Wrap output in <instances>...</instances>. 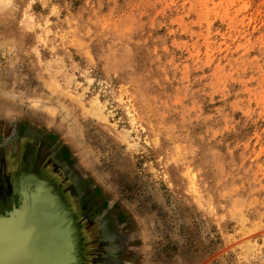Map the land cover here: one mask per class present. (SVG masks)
I'll return each mask as SVG.
<instances>
[{
    "label": "rangeland",
    "instance_id": "rangeland-1",
    "mask_svg": "<svg viewBox=\"0 0 264 264\" xmlns=\"http://www.w3.org/2000/svg\"><path fill=\"white\" fill-rule=\"evenodd\" d=\"M18 124L119 211L128 264H264V0H0Z\"/></svg>",
    "mask_w": 264,
    "mask_h": 264
},
{
    "label": "water",
    "instance_id": "water-1",
    "mask_svg": "<svg viewBox=\"0 0 264 264\" xmlns=\"http://www.w3.org/2000/svg\"><path fill=\"white\" fill-rule=\"evenodd\" d=\"M31 132L44 138L52 154L43 157L33 151ZM17 135L30 151L17 171H10L13 164H8L19 204L0 215V223L28 222L27 234L46 241H0V264H128L129 241L111 231L102 215H89L80 169L57 158L48 134L37 128L29 126ZM54 239L60 241H49Z\"/></svg>",
    "mask_w": 264,
    "mask_h": 264
},
{
    "label": "flooded vegetation",
    "instance_id": "flooded-vegetation-1",
    "mask_svg": "<svg viewBox=\"0 0 264 264\" xmlns=\"http://www.w3.org/2000/svg\"><path fill=\"white\" fill-rule=\"evenodd\" d=\"M15 129L7 134L6 136L0 138V215H4L6 212L11 211L14 206H18L19 201L17 195L13 193L11 176L9 175L8 164L10 165L11 160L3 155V142L7 139H12L15 134L23 135L28 126L23 124L14 125ZM49 136V142L52 146L56 148V157L67 163L64 158L60 144L54 143L51 134ZM83 190L86 192L84 198L85 204L89 215L91 217H97L102 215L104 220H106L111 228V231L118 233L122 236L123 241H131L132 233L128 224L122 221L119 211L112 206L103 195L97 193L94 189H89L85 184H83Z\"/></svg>",
    "mask_w": 264,
    "mask_h": 264
},
{
    "label": "bare ground",
    "instance_id": "bare-ground-1",
    "mask_svg": "<svg viewBox=\"0 0 264 264\" xmlns=\"http://www.w3.org/2000/svg\"><path fill=\"white\" fill-rule=\"evenodd\" d=\"M30 140L33 143V151H38V154H42L43 157H47L48 154L50 155V151L47 149L48 146L45 144V140L42 137H35L34 135L30 134ZM39 138V140H38ZM43 139V140H41ZM3 155L8 157L13 166L11 167L10 171H17V167H21L25 165L26 160L25 157L28 155L30 151V146H25L18 136L13 137L9 142L2 147ZM25 162L23 163V161ZM31 162V161H30ZM23 163V165H22ZM31 222V221H30ZM30 223H25V221L19 222L17 225H10L5 226L4 224L0 223V241H46L42 238L31 237L30 234H27V230H29ZM48 239V238H47ZM49 241H60L57 239L49 240Z\"/></svg>",
    "mask_w": 264,
    "mask_h": 264
}]
</instances>
